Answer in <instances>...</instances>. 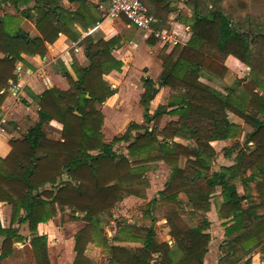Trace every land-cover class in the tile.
Listing matches in <instances>:
<instances>
[{"label":"trees","instance_id":"16d2710c","mask_svg":"<svg viewBox=\"0 0 264 264\" xmlns=\"http://www.w3.org/2000/svg\"><path fill=\"white\" fill-rule=\"evenodd\" d=\"M32 1L0 0V6L10 3L17 10L24 7L22 14L35 18L41 33L30 36L21 27L19 16L5 13L0 17V120L7 86L17 80L16 63L25 62L22 53L43 56L46 41L53 42L69 21L78 20L86 27L85 23L96 25L99 20L89 15L84 0L74 12L52 5L49 0H34V6L29 7ZM186 2L192 11L188 38L169 50L166 45L162 48L159 57L163 70L157 82L148 76L143 78L145 91L140 100L144 123L132 122L112 141L104 140L102 113L94 105L116 92L103 75L122 71L124 62L111 54L117 37L97 41L85 37L89 64L75 65L76 78L65 72L70 88H49L36 96L38 120L23 136L11 138V151L0 156V201L12 206L11 225L4 228L0 221V235H4L0 264L11 255L14 243L24 240L13 228L22 219L23 209L24 220L33 233L39 223L66 208L71 210V219L85 221L76 234L74 264H97L84 255L89 242L108 254L107 264H204L211 239L205 230L210 221L203 218L197 224H189L180 212L184 208L178 198L180 192L188 195L190 214L208 211L213 202L220 218H230L218 264H234L257 248L264 257V214L258 212L264 194L261 201H254L250 192L251 184L259 188L264 177V78L249 85H241L238 80L236 87L226 84L224 90L203 82L202 76L217 83L226 79L230 69L224 60L230 54L249 63L252 45L249 33L235 28L222 9L205 12L199 0ZM147 41L153 44L156 38L149 36ZM156 83L159 87L168 86L171 92L166 103L151 111ZM229 113L253 129L245 134L242 144L237 140L224 147L225 155L232 156L235 151L234 162L212 170L211 161L216 155L212 142L237 139L245 132L240 123L229 118ZM166 115L178 118L168 120L160 128ZM51 120L62 124L59 139L48 137L44 129ZM175 137L191 142L183 144ZM118 142L127 143L128 154L114 149ZM181 155L187 157L185 168L179 166ZM158 160L169 165L170 176L150 205L159 202L174 246L155 251L158 242L153 223L139 226L127 220L117 221L118 230L110 238L103 229V219L114 218L113 208L124 195L143 193L145 172L152 167L149 163ZM236 179L243 185V193H239ZM217 187L220 192H215ZM243 201L251 204L245 207ZM30 243L35 264H52L45 234L31 237ZM245 264H251V256Z\"/></svg>","mask_w":264,"mask_h":264},{"label":"crops","instance_id":"0c3cea01","mask_svg":"<svg viewBox=\"0 0 264 264\" xmlns=\"http://www.w3.org/2000/svg\"><path fill=\"white\" fill-rule=\"evenodd\" d=\"M49 1L52 5L63 7L69 12H74L79 9L82 3L80 0H58V2L56 3L53 0ZM109 1L110 0H84V2L89 6V15H91L92 18L99 17L96 25L85 23L86 27H84L78 20H71L64 26L63 31L59 32L57 38L53 42L46 41L47 50L43 56L22 53V57L24 58L25 62L18 61L16 63L15 72L17 74V80L10 81L9 85L7 86V96L2 104V114L0 120V156L5 157L11 151V146L9 145V140L11 138L23 136L22 134L20 136H13V134H10L8 132L6 133L3 125L8 122V124L12 127L16 125L19 127L18 124L20 123V119H22V117L24 116L29 118V116H27L28 114L30 115V117L33 115V122L36 121L38 119V104L36 101V96L42 94L49 88H56L58 90L69 89L70 83L69 79L65 75V72L76 78L74 70L75 65L87 66L89 64V59L86 55V43L83 40L85 37H89L94 41H97L99 39L109 40L113 37H117L118 42L116 43V46L111 49V54L124 62L122 70L126 68L129 61V57L125 53V50L129 52L131 51L132 53H134L133 50H135L138 53V56L136 57V71L139 68H145L147 70L146 76L150 77L155 82L158 81L163 70L162 60L159 58V53L165 45L172 44L165 43L163 40L156 38L149 31H145L134 26L125 17L116 19L107 17ZM186 1L187 0H143L148 10L157 18L155 27L167 29L170 32H173L180 40V43L184 42L189 36V26L186 15L191 10H189ZM34 4L35 1L33 0L29 4V7H33ZM13 8L17 12H10V14L19 15V12L14 5ZM23 8L24 7H21L20 11ZM21 17H23L24 19L23 24H33L35 34L30 36H39L41 34L40 31L36 28L35 18L32 19L31 17L26 16ZM139 32H142L143 34L141 35L140 39H137L138 36L136 37V35L139 34ZM149 36L156 38L155 43H148L147 40ZM58 62L61 63L58 64ZM225 64L230 69V71L238 75V77H240L245 72L244 63L232 54L228 55L225 58ZM120 72L123 71L113 70L110 72L111 74H109L112 77H116L118 76V74H120ZM103 78L106 80L105 75H103ZM110 85L113 86V84ZM156 86H158L157 83ZM157 88L158 89L154 95V98L150 101V105L154 106L155 108L157 107V105L164 103L163 100L171 92V89L168 86H158ZM116 94L117 91L113 95L109 96L103 103H113L115 101ZM20 98H22L23 101H18V99ZM23 119H25V117ZM230 119L232 121L240 123L232 118ZM29 121H31V119ZM174 140L183 144H188L189 142L179 137H175ZM161 189H159V191ZM238 191L239 193H241L239 186ZM157 197L158 194L152 196L146 202L145 207L141 210L140 214H136L139 215L138 218L134 217L133 213L130 214V208L132 207V205L130 206V202L135 198L139 199V195L128 194L123 199L119 200L121 205L120 211L122 212V217L120 218V216H118L116 213H113L114 218L108 220H110L109 222L113 223L114 229H110L108 232L109 234H106L110 238H113L118 230L117 221L127 220L129 223H134L139 226H149L153 223L156 231L155 238L158 242L155 251H167L171 249L174 246V238L170 234L171 228L168 220L163 214L162 208L161 206H159V202L150 205V202H152V200ZM178 198L184 203V209L186 210L188 215L199 214L198 220L195 224H197L203 218H206L210 221V226L205 230V232L211 234V239L208 244V250L206 251V254L204 256V264H218L220 256L222 255V251L220 247L221 244L219 242L215 244V242L227 238L225 234V228L230 223L228 222L230 218H220L213 202L208 211H197V213L195 212V214H190V208L187 206L188 195L185 192H180L178 194ZM154 205L155 207H153ZM182 208H180V212ZM149 210H151L150 213ZM11 216V204L0 201V221L4 228H8L11 225ZM25 216L26 210L23 209L21 212L22 219L13 224V228L16 231L17 235L22 236L24 240L16 241L13 245L11 255L7 257H13L16 249L23 245L28 244L31 247L30 239L35 235L45 234L47 236L48 243H50L51 228L48 223L49 221H52L53 218L55 219L57 216H54L51 220H48L46 222L39 223L37 230L33 233L28 229L27 222L24 220ZM59 216L62 219L63 216L61 214ZM139 218H146L147 222H143V220ZM73 223L79 224L78 229L73 234L67 235L62 232L57 236L55 243L62 250L60 252V256L58 257V264H74V260L76 257V251L74 249L76 234L85 225V221L80 218L73 220ZM157 223H161L165 226V232L163 233L165 234V239L167 241L166 243L171 242L167 246H165V242L164 240H162V238L164 237L159 239V235L157 234ZM3 239L4 235H0V247ZM111 244L141 246L140 243L124 241H111ZM48 251L50 257L49 244ZM103 254L106 255L107 253L101 247L95 246L92 242H89L86 245L84 255L92 261H97L96 257ZM106 256L108 258V254ZM249 256H251V264H264L263 253L260 249L255 250L251 255L238 260L234 264H245V261ZM7 257H4L1 260L2 264H5L4 259H6ZM51 263L54 264L52 260ZM107 263L108 259H106L105 263L99 264Z\"/></svg>","mask_w":264,"mask_h":264},{"label":"rangeland","instance_id":"374dc122","mask_svg":"<svg viewBox=\"0 0 264 264\" xmlns=\"http://www.w3.org/2000/svg\"><path fill=\"white\" fill-rule=\"evenodd\" d=\"M53 1L55 3L58 2V0H53ZM199 3L203 11L205 12H208L209 10L214 8L222 9L223 12L230 18L231 23L235 28L249 33L248 35L252 45L251 61L247 64L243 62L245 72L240 77L229 71V73L226 75V79L218 83L214 82L211 79H208L206 76H202L201 80L220 90H224V86L226 84L236 87L238 85L237 84L238 80L241 81V85H247V84L249 85L250 83L254 84L255 80L264 78V37H260V36L254 37V39L252 40L254 34L259 32H264V3L261 0H199ZM187 6L189 10H191L188 4ZM10 12H17L16 10H14L13 4L8 3L0 6V17L3 16L5 13H10ZM18 12L19 15L15 14L16 16L19 17L24 16L20 10H18ZM189 12L186 15L188 19L187 20L188 23L190 21V18L192 17V11ZM21 18L22 21L20 22V25L24 29V31L25 32L27 31L29 35H34L35 29L33 27V24L32 23L23 24L24 19L23 17ZM142 34H143L142 32H139V34L136 35V37L138 36L137 39H140ZM166 46L168 47L169 50L172 45L167 44ZM133 51L134 53L125 50V53L129 57V61L126 68L122 70L123 72H120V74L117 73L118 76L116 77L110 76L111 73L108 75L105 74L106 80L110 84H113V86L111 85L110 86L117 91L115 101L109 104L96 103L94 105V107H96L102 113L101 131L103 133L104 140L106 141H112L114 136L123 133L130 123L144 122V118H143L144 106L142 105L140 99L143 92L145 91L143 78L144 76H146L147 70L145 68H139L137 69V71L139 72L136 71L135 69L137 63L136 57L138 56V53L135 50ZM60 63L61 62H58V64ZM255 90H257V92H260V89L258 88H255ZM168 96L163 100L164 103L167 102ZM18 101H23V100L22 98H20L18 99ZM149 108L151 111L155 109V107L152 105H150ZM27 116H29L31 121H29L30 119L28 117L24 116L25 119H23L24 117H22V119H20L19 121L20 122L18 124L19 127L17 125L12 127L11 125L8 124V122H6V124L3 125L5 128V132L13 134V136H20L21 134L24 135L26 131L29 129V127L32 126L38 120L36 117L37 120L33 122L32 121L33 115L30 117V115L28 114ZM229 117L240 122V124L244 127L245 132L237 139L230 138L227 140L214 141L212 143L214 144V147L216 149V155L212 158L211 161L212 170L218 169L219 166L221 165L232 164L234 162L233 155H235V151L232 156L225 155L224 147L234 144L237 140H239L242 144L245 140V134L251 132L253 129L250 125L246 124L244 120L239 116H237L236 114L229 113ZM173 118H178V117L176 115L164 116L159 123V127L160 128L163 127L168 120ZM44 129L48 137L53 139L61 138L62 125L60 122L56 120H52L50 123L45 124ZM133 132L134 130L132 131V134ZM190 142L191 141H189L188 144H190ZM250 144L252 148L254 145L252 143ZM126 145H127L126 142H118L114 144V149L117 150L118 152H123L125 154H128ZM149 164L152 167L145 172L146 177H145V184L142 190L143 193L138 194L140 196L139 199L135 198L133 199V201L130 202V206L132 205V207L130 208L131 209L130 214L133 213L134 217L136 218L139 217V215L136 214L137 213L140 214L141 210L145 207L146 202L152 196L157 195L159 189L161 188L163 189L165 187V182L168 180L170 176L169 165L164 160H158L155 162H151ZM186 164H187V157L181 155L179 158V166H181V168H185ZM236 180L238 182L240 192L243 193L245 191L243 185L240 184L239 179ZM219 191H220V187H217L215 192H219ZM250 192H252L253 195L252 199L254 201H261L260 197H262V195L264 194V177L261 178V185L259 188H256L255 183L251 184ZM125 196L127 195H124L123 198ZM261 202L262 203L258 208V212L264 214V201ZM250 204L251 201H243V205L245 207H247ZM120 210H121V205L119 201L114 206L113 213H116L121 218L122 212ZM181 213L190 224H195L198 220L199 214L188 215L184 208L181 209ZM58 214L59 215L61 214L63 216L62 219ZM70 214H71L70 208H66L63 211H58V213L56 214L57 217L55 219L53 218L52 221H49L48 223L51 228V239H50V243L48 244L50 250V257L54 264H58V260H59L58 257L60 256L61 254L60 252L62 251L60 247L57 246V244L55 243L58 234L63 232L67 235H70L73 234L79 227V224L73 223V219L70 218ZM146 218L145 219L139 218V219L143 220V222H147ZM103 220L104 222L102 226H104L103 228L105 232L109 234L108 233L109 230L114 229L113 223L109 222L110 220H106L105 218ZM163 232H165V226L162 225L161 223H157V234L159 235V239L164 237L162 238V240H164L165 246H167L171 242L166 243L167 241L165 239V234ZM226 240L227 238L221 239L220 241L215 242V244L219 242L222 245ZM106 255L103 254L101 256L100 255L97 256L96 257L97 261L95 262L97 264L105 263L107 259ZM4 263L5 264H35L31 247L28 244L19 247L18 249H16V252L13 257L11 258L7 257L6 259H4Z\"/></svg>","mask_w":264,"mask_h":264},{"label":"built area","instance_id":"2783aa9c","mask_svg":"<svg viewBox=\"0 0 264 264\" xmlns=\"http://www.w3.org/2000/svg\"><path fill=\"white\" fill-rule=\"evenodd\" d=\"M107 17L112 19L125 17L131 24L149 31L165 43L172 45L180 43L173 32L155 27L157 18L148 10L143 0H110Z\"/></svg>","mask_w":264,"mask_h":264},{"label":"water","instance_id":"95a60500","mask_svg":"<svg viewBox=\"0 0 264 264\" xmlns=\"http://www.w3.org/2000/svg\"><path fill=\"white\" fill-rule=\"evenodd\" d=\"M22 34L26 35V33H22ZM258 36L264 37V32H259V33L254 34L252 40L254 39V37H258ZM153 95H155V92H153Z\"/></svg>","mask_w":264,"mask_h":264}]
</instances>
